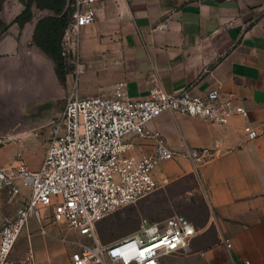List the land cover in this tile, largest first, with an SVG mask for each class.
Listing matches in <instances>:
<instances>
[{
  "label": "crops",
  "instance_id": "0c3cea01",
  "mask_svg": "<svg viewBox=\"0 0 264 264\" xmlns=\"http://www.w3.org/2000/svg\"><path fill=\"white\" fill-rule=\"evenodd\" d=\"M94 7L96 21L84 28L80 47L86 64L76 86L80 96L112 97L119 82L130 98L148 96L157 84L169 93L218 88L247 110L245 118L234 116L224 125L171 112L150 122L149 129L160 130L178 152L156 166L159 188L194 175L208 207L189 250L164 256L162 264H264V0H100ZM23 9L21 1L7 9L9 26L0 37V166H15L22 152L36 171L75 76L69 69L63 82L33 40L38 20L54 12L34 4L33 19L20 26L13 21ZM246 125L256 129L257 139H247ZM129 141L135 157L155 145L146 136ZM185 145L208 146L216 157L195 174L182 153ZM29 194L24 186L14 196L1 191L0 229ZM43 215L46 231L30 219L13 256L22 257L31 243L39 264H70L73 231L53 222L49 209Z\"/></svg>",
  "mask_w": 264,
  "mask_h": 264
},
{
  "label": "built area",
  "instance_id": "2783aa9c",
  "mask_svg": "<svg viewBox=\"0 0 264 264\" xmlns=\"http://www.w3.org/2000/svg\"><path fill=\"white\" fill-rule=\"evenodd\" d=\"M97 1L100 0H67L69 14L61 52L74 73L75 86L63 111L50 123L41 167L30 170L22 152L17 153L15 166H0V193L7 189L10 196L18 195L21 186L30 190L17 213L4 219L0 264H39L31 243L22 257L15 258L13 252L30 219L46 231L45 208L53 222H63L79 237L70 239L74 247L70 264H162L166 255L187 252L197 227L181 213L150 221L149 225L143 221L133 233L109 243L101 241L97 224L117 209L136 204L155 192L160 186L154 174L156 166L177 156L160 130L149 129L150 122L165 112L222 125L234 116H247L243 105L218 88L204 94H194L189 88L169 93L157 84L150 88L148 96L130 98L124 95L125 82H119L112 97L80 96L78 77L86 70L80 54L83 30L96 21ZM245 132L248 140L259 136L251 125L245 126ZM133 136L153 138V151L132 156L129 138ZM182 153L195 174L216 157V151L208 146L185 145ZM63 240L69 239L65 236Z\"/></svg>",
  "mask_w": 264,
  "mask_h": 264
},
{
  "label": "rangeland",
  "instance_id": "374dc122",
  "mask_svg": "<svg viewBox=\"0 0 264 264\" xmlns=\"http://www.w3.org/2000/svg\"><path fill=\"white\" fill-rule=\"evenodd\" d=\"M18 1L23 2V0H0V37L9 26L5 20L6 11ZM65 102L66 99L60 104V113ZM177 213L184 214L195 224L203 223L208 217V207L203 199V192L198 189L194 175L183 177L169 189L158 188L136 204L117 209L98 222L97 232L103 243H109L133 233L143 221L149 225L150 221H162ZM69 235L70 239H79L73 232ZM64 237L61 232L60 239L63 240Z\"/></svg>",
  "mask_w": 264,
  "mask_h": 264
},
{
  "label": "trees",
  "instance_id": "16d2710c",
  "mask_svg": "<svg viewBox=\"0 0 264 264\" xmlns=\"http://www.w3.org/2000/svg\"><path fill=\"white\" fill-rule=\"evenodd\" d=\"M24 9L13 22L25 25L34 17L33 5L40 9H50L54 15L42 17L38 20L33 40L54 61L56 72L64 82L69 70L61 52V41L68 20L67 0H23Z\"/></svg>",
  "mask_w": 264,
  "mask_h": 264
}]
</instances>
